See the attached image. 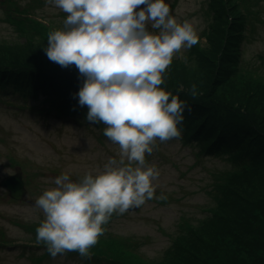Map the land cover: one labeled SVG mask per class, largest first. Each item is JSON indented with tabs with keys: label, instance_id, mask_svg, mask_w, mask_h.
Returning a JSON list of instances; mask_svg holds the SVG:
<instances>
[{
	"label": "trees",
	"instance_id": "1",
	"mask_svg": "<svg viewBox=\"0 0 264 264\" xmlns=\"http://www.w3.org/2000/svg\"><path fill=\"white\" fill-rule=\"evenodd\" d=\"M207 4L211 21L203 33L206 45L199 38L184 61L173 60L160 87L191 109L184 111L178 125L184 144L198 149V159L219 156L228 164L214 173L209 192L214 205L202 220L182 218L160 259L145 258L137 240L109 232L114 215L103 226L104 234L90 249L89 259L77 252L66 256L86 264H264V73L243 65L240 50L254 10L248 0ZM0 5L24 40L0 42V95H18L25 101L44 96L40 112L89 122L88 108L79 105L78 97L85 78L75 65L62 67L45 52L48 34L60 29L34 18L32 8L16 0H0ZM193 84L195 97L189 91ZM25 180L29 187L31 181ZM39 225L24 227L36 242ZM50 257L46 249L32 260L41 264Z\"/></svg>",
	"mask_w": 264,
	"mask_h": 264
},
{
	"label": "clouds",
	"instance_id": "2",
	"mask_svg": "<svg viewBox=\"0 0 264 264\" xmlns=\"http://www.w3.org/2000/svg\"><path fill=\"white\" fill-rule=\"evenodd\" d=\"M46 2L67 14L64 28L48 34L46 55L62 67L75 65L85 78L79 105L87 106V121L106 125L103 135L118 146V159L109 158L102 172H88L78 182L68 173L56 177V187L35 201L45 217L36 240L53 258L77 252L89 259L113 214L167 199L155 196L160 172L147 164L146 154L157 141L181 137L178 125L191 109L160 85L174 56L199 37L194 22L179 23L165 0ZM189 91L195 97L196 85Z\"/></svg>",
	"mask_w": 264,
	"mask_h": 264
},
{
	"label": "rangeland",
	"instance_id": "3",
	"mask_svg": "<svg viewBox=\"0 0 264 264\" xmlns=\"http://www.w3.org/2000/svg\"><path fill=\"white\" fill-rule=\"evenodd\" d=\"M17 1L31 7L46 23L64 28L67 14L46 0ZM165 3L179 23L194 22L198 36H202L211 21L207 14L208 0H165ZM256 10L258 14L248 26L243 55L246 67L264 73V0ZM6 18L0 5V42L22 41ZM149 31L158 34L159 30L149 26ZM188 50L182 49L173 59L184 61ZM42 99H29V105L22 106L26 104L17 95L11 98L0 95V181L22 169L31 181L23 201L12 200L0 188V240L6 241L0 247V264H35L31 257L41 255L42 250L31 239L33 234L20 224H38L44 220L35 201L44 191L56 187L53 183L56 177L68 173L71 181L78 182L88 172L94 175L102 172L109 158L118 159V146L102 135L103 129L91 122L59 119L55 113L37 112L39 108L34 109L32 105L39 106ZM12 100L17 102L10 106L8 102ZM157 145L151 155L146 154V162L160 172L154 182L155 196L164 195L167 199L154 198L123 215L113 214L115 219L109 229L114 235L137 240L142 255L151 260L160 259L169 248L182 218L197 222L208 215V209L213 206L209 192L213 189L214 173L228 167L223 158L198 159L197 148L184 146L181 139L157 141ZM42 264L80 263L56 256Z\"/></svg>",
	"mask_w": 264,
	"mask_h": 264
},
{
	"label": "water",
	"instance_id": "4",
	"mask_svg": "<svg viewBox=\"0 0 264 264\" xmlns=\"http://www.w3.org/2000/svg\"><path fill=\"white\" fill-rule=\"evenodd\" d=\"M0 187L5 188L9 192L10 196L16 200L24 199L27 194L21 172L4 179L0 182Z\"/></svg>",
	"mask_w": 264,
	"mask_h": 264
}]
</instances>
